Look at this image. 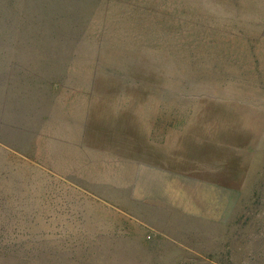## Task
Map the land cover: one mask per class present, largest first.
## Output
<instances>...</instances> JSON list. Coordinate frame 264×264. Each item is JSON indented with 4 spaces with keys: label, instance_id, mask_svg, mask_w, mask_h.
Wrapping results in <instances>:
<instances>
[{
    "label": "rangeland",
    "instance_id": "rangeland-1",
    "mask_svg": "<svg viewBox=\"0 0 264 264\" xmlns=\"http://www.w3.org/2000/svg\"><path fill=\"white\" fill-rule=\"evenodd\" d=\"M252 2L0 0V264H264Z\"/></svg>",
    "mask_w": 264,
    "mask_h": 264
},
{
    "label": "crops",
    "instance_id": "crops-1",
    "mask_svg": "<svg viewBox=\"0 0 264 264\" xmlns=\"http://www.w3.org/2000/svg\"><path fill=\"white\" fill-rule=\"evenodd\" d=\"M240 6H243V4L240 2L239 3ZM258 5H261V7L259 6L258 8ZM252 7H254L253 9H246V10H243V9H239V12L240 14L243 13V12H246V13H257L259 15L255 16V19L253 21L252 18L248 21H250L251 23L254 24V28L255 29H259V28H264V0H254V2H252L251 4ZM250 23V24H251ZM239 35H250V34H247V33H239Z\"/></svg>",
    "mask_w": 264,
    "mask_h": 264
}]
</instances>
